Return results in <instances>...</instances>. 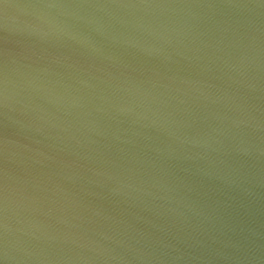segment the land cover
I'll return each instance as SVG.
<instances>
[{"label":"water","instance_id":"obj_1","mask_svg":"<svg viewBox=\"0 0 264 264\" xmlns=\"http://www.w3.org/2000/svg\"><path fill=\"white\" fill-rule=\"evenodd\" d=\"M0 264H264V0H0Z\"/></svg>","mask_w":264,"mask_h":264}]
</instances>
